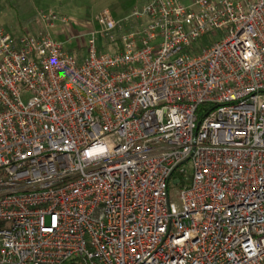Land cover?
<instances>
[{"label": "built area", "instance_id": "2783aa9c", "mask_svg": "<svg viewBox=\"0 0 264 264\" xmlns=\"http://www.w3.org/2000/svg\"><path fill=\"white\" fill-rule=\"evenodd\" d=\"M40 19L0 27V264H264V0L104 9L82 63Z\"/></svg>", "mask_w": 264, "mask_h": 264}, {"label": "rangeland", "instance_id": "374dc122", "mask_svg": "<svg viewBox=\"0 0 264 264\" xmlns=\"http://www.w3.org/2000/svg\"><path fill=\"white\" fill-rule=\"evenodd\" d=\"M145 2L146 0H0V27L14 34L36 36L45 32L40 14L52 12L68 19L67 24L56 23L50 30L52 36L62 42L72 54L79 47L84 49L83 56H86L90 33L97 30L94 19L98 13L109 9L119 20L128 16L135 6ZM125 30L131 29L126 26ZM97 41L101 50L111 49L104 39L99 38ZM185 179L184 177L183 180ZM169 192L171 200L179 202L180 187L171 182Z\"/></svg>", "mask_w": 264, "mask_h": 264}, {"label": "trees", "instance_id": "16d2710c", "mask_svg": "<svg viewBox=\"0 0 264 264\" xmlns=\"http://www.w3.org/2000/svg\"><path fill=\"white\" fill-rule=\"evenodd\" d=\"M113 14V13H112ZM215 42V39L212 34H208L202 37L199 42L195 44L193 47V51L195 53L199 52L202 48L212 45ZM84 49L77 47L75 49V56L79 63H82L85 60V56H83Z\"/></svg>", "mask_w": 264, "mask_h": 264}]
</instances>
